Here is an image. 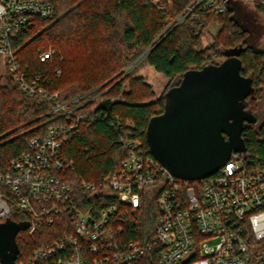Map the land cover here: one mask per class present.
Masks as SVG:
<instances>
[{
	"label": "trees",
	"instance_id": "16d2710c",
	"mask_svg": "<svg viewBox=\"0 0 264 264\" xmlns=\"http://www.w3.org/2000/svg\"><path fill=\"white\" fill-rule=\"evenodd\" d=\"M46 1L55 7L56 19L38 20L15 44L21 49L23 68L43 75L50 90L59 93V103L79 106L77 114L85 118L75 139L62 150L64 158L75 164V177L102 188L128 156L122 140L139 141L145 154L153 157L146 129L151 118L164 113L167 93L180 85L186 72L217 64L228 51L238 52L242 75L254 80L256 92L246 100L245 109L257 116L264 87V51L251 45L248 31L237 22L234 14L239 3L217 0L227 8L220 13L208 7L210 0H159V6L151 0ZM254 8L264 14L262 4L256 2ZM212 22L220 24V31L203 48V37ZM50 49L55 54L41 62L39 50ZM145 52L144 65L168 80L159 96L137 70L128 72ZM54 108L27 96L10 75H0V173L9 172L11 161L27 152L32 139L43 138L51 128L65 123V117L57 118ZM243 137L247 157L264 168V125L245 126ZM0 191L11 196L2 185ZM159 192L158 187L144 190L135 215L130 206L104 195L89 203L100 209L117 205L123 240L146 242L156 234ZM20 220L16 213L13 221L20 224ZM65 229L59 222H42L34 234L22 231L17 238V262L25 263L35 249L62 236ZM161 250L156 247L147 252L139 264H159Z\"/></svg>",
	"mask_w": 264,
	"mask_h": 264
},
{
	"label": "built area",
	"instance_id": "2783aa9c",
	"mask_svg": "<svg viewBox=\"0 0 264 264\" xmlns=\"http://www.w3.org/2000/svg\"><path fill=\"white\" fill-rule=\"evenodd\" d=\"M239 1L264 6V0L224 3ZM208 7L227 11L217 0H210ZM56 15L46 0H0V72L10 75L27 96L52 104L57 118L65 117L47 136L32 139L27 152L11 161L9 172L0 173V185L11 195L0 191V223L13 221L18 213L29 234L42 222L67 228L23 264H139L140 257L156 247L162 249L159 264H183L191 254L187 264H253L255 259L264 264V168L254 165L247 152H233L211 177L186 181L146 155L139 141L122 140L128 156L102 188L74 176L75 164L62 150L85 118L77 114L79 106L59 103V93L50 90L43 75L23 68L15 44L38 20L54 21ZM39 53L41 62L55 54L53 49ZM154 187L160 191L159 216L156 234L146 242L123 240L117 205L100 209L89 203L104 195L130 206L135 215L142 192ZM211 240L215 243H205Z\"/></svg>",
	"mask_w": 264,
	"mask_h": 264
},
{
	"label": "water",
	"instance_id": "95a60500",
	"mask_svg": "<svg viewBox=\"0 0 264 264\" xmlns=\"http://www.w3.org/2000/svg\"><path fill=\"white\" fill-rule=\"evenodd\" d=\"M220 64L185 73L166 95L164 113L150 119L146 140L152 156L174 177L197 181L219 172L233 152L246 153V124L257 117L245 109L255 94L253 78L242 75V61L228 51ZM28 224L0 223V262L18 264L17 236ZM191 254L183 261L187 264Z\"/></svg>",
	"mask_w": 264,
	"mask_h": 264
},
{
	"label": "rangeland",
	"instance_id": "374dc122",
	"mask_svg": "<svg viewBox=\"0 0 264 264\" xmlns=\"http://www.w3.org/2000/svg\"><path fill=\"white\" fill-rule=\"evenodd\" d=\"M239 6L237 11H235V18L237 22L249 33V39L251 45L257 49V50H264V14H262L257 8H254V5H251L244 1H239ZM155 5L159 6V0H155ZM241 9V10H240ZM184 18H181L177 24H180L183 22ZM220 24L218 22H212L209 24L206 33L202 40L203 48H206L209 46V42L211 39H216L219 31H220ZM146 58V52L140 55L129 67L128 72H133L134 70H137V74L139 76H142L146 79V81L151 84L154 87V90L159 96L166 88L168 87V80L156 73L151 68L144 65V60ZM227 56L223 57V59H220L216 61L217 64L222 63ZM0 75L2 77H5L6 75H3L0 72ZM103 107H108V103L103 102ZM259 117V123L258 126L261 124H264V98L261 100L260 108L258 110ZM205 243L214 244L215 240L206 241Z\"/></svg>",
	"mask_w": 264,
	"mask_h": 264
},
{
	"label": "flooded vegetation",
	"instance_id": "af4514ba",
	"mask_svg": "<svg viewBox=\"0 0 264 264\" xmlns=\"http://www.w3.org/2000/svg\"><path fill=\"white\" fill-rule=\"evenodd\" d=\"M254 81V80H253ZM253 86H254V88H255V85H254V82H253ZM255 92H256V88H255ZM264 98V87H263V92H262V96H261V99H260V102H259V108H260V104H261V100ZM259 108H258V110H259ZM257 123L255 124V125H257V127L258 128H260L261 126H263L264 124H261L260 126H258V123H259V117H260V115L258 114V112H257Z\"/></svg>",
	"mask_w": 264,
	"mask_h": 264
},
{
	"label": "crops",
	"instance_id": "0c3cea01",
	"mask_svg": "<svg viewBox=\"0 0 264 264\" xmlns=\"http://www.w3.org/2000/svg\"><path fill=\"white\" fill-rule=\"evenodd\" d=\"M241 10V9H240ZM262 51H264V50H262Z\"/></svg>",
	"mask_w": 264,
	"mask_h": 264
}]
</instances>
